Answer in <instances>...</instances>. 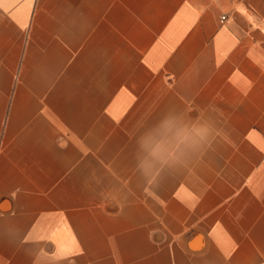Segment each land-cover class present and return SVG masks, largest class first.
<instances>
[{
  "label": "crops",
  "instance_id": "obj_1",
  "mask_svg": "<svg viewBox=\"0 0 264 264\" xmlns=\"http://www.w3.org/2000/svg\"><path fill=\"white\" fill-rule=\"evenodd\" d=\"M0 264H264V0H0Z\"/></svg>",
  "mask_w": 264,
  "mask_h": 264
},
{
  "label": "built area",
  "instance_id": "obj_2",
  "mask_svg": "<svg viewBox=\"0 0 264 264\" xmlns=\"http://www.w3.org/2000/svg\"><path fill=\"white\" fill-rule=\"evenodd\" d=\"M226 19H227V16H226V15H223L222 18H221V21H222V22H225Z\"/></svg>",
  "mask_w": 264,
  "mask_h": 264
}]
</instances>
